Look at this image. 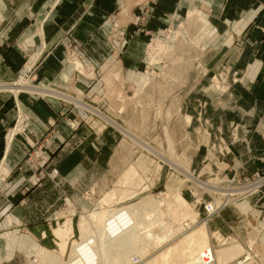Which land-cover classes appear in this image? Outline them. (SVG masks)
<instances>
[{"label":"rangeland","instance_id":"obj_1","mask_svg":"<svg viewBox=\"0 0 264 264\" xmlns=\"http://www.w3.org/2000/svg\"><path fill=\"white\" fill-rule=\"evenodd\" d=\"M147 1L126 0L124 6L119 2L121 3L119 9L108 22L111 25L109 53L96 65L85 64L82 61L83 55L76 51L81 49L80 46H74L69 42L64 45L65 64L71 65L82 80L76 78L58 87L41 84L35 80L34 62L25 63L12 83L0 80V90L12 91L20 87L19 91L29 90L38 97L59 99L67 105L66 107H70L69 109L81 106L83 109L81 111L92 115L97 122L93 124L92 141L83 142L70 135L62 143L64 149L60 151L53 138L43 137L39 142L29 143L26 155L16 169L17 172L7 174V166L0 164V170L5 169L4 177L0 179V240L4 241L5 237L14 232L13 237L26 244L20 233H15L18 227L4 220L6 217L4 208L8 206L6 199L20 197L21 189L24 194H29L31 200L39 204L44 194L54 198L60 197L57 198L59 203L51 207L53 214L51 221L45 223L46 232L52 233L55 244L46 247L41 239L40 243L37 241L39 244L35 245L36 258L32 256V264H49V260L45 261L49 253L67 262L77 248L83 251L90 249L93 254L97 253L93 255L94 258L99 260L98 263L105 264L107 256L101 252L106 243L104 240L109 236L118 238L111 244L113 245L111 250L122 253L119 256L122 259L118 262L111 261V264L138 262L147 264L150 259L159 257L169 243L177 245L182 236L188 235L200 226H204L209 234L211 252L208 251V261L214 260L212 261L214 264H237V260L243 257L241 245L246 249L248 240L252 241L251 238L242 239L232 223L226 224L228 231L212 226L224 207L230 204L234 206L248 197L264 196V168L248 175H238L233 170L229 171L230 164H227V168L224 167L226 159L231 155L236 126L231 124L229 129H232V132L229 137V132L228 136H225L222 127L211 126L206 120L216 113L215 110L221 102H226L228 106L234 103L233 86L239 81V72L230 64L220 65L218 61H214V57H217L215 53L223 47L218 45V38L204 39L210 36L209 32L202 29L203 16L197 8H192L179 16H168L167 21H164L159 29L143 34L144 38L136 36L132 38L131 35L134 33L131 32L130 26L137 29L138 26L143 27L145 22V16L134 13V10H137L140 3ZM31 65L33 66L28 71ZM91 87L93 94L90 93ZM211 103H217L215 109H212ZM226 111L230 115L234 113L231 109ZM66 113L62 112L61 115L65 120ZM69 114L68 117L74 120L79 113L70 111ZM25 118L26 114L20 111L16 124L6 135L7 150L11 138L23 129ZM88 119L89 117L84 115L78 120V124L67 121V126L73 131L72 135L81 124H90ZM49 131L52 136L53 129ZM13 133L15 134L12 136ZM170 139L173 144L169 143ZM81 144L85 155L84 161L93 168V172H97L94 174L97 179L93 184L84 181L82 185L85 189L76 194L77 198L74 199V194L72 195L69 189H64L66 182L60 172V166L63 160H66V156L52 158L47 150L67 152L70 155ZM95 152H99L97 161L94 158ZM194 152L197 154L192 157ZM142 157H146L148 161L140 165L138 161ZM220 180L223 182H219ZM24 182V186L17 191L19 184ZM46 186L49 187L44 188ZM62 190L64 192L61 194ZM216 196L225 199L231 196L232 201L223 202L219 208L208 212L205 203L210 202L209 206L213 208L221 202L217 201L220 197ZM152 198L153 201H149L150 205L147 202L148 205H145L143 212L142 207L138 216L141 221L138 218L137 221L142 222L146 219V224L142 222L145 225L154 223L156 226L153 224L152 226L156 229L149 225L145 232L150 230L153 236L160 237L167 235L171 238L169 241L159 245L154 238L146 241L142 233L144 230H139L138 233L134 228L137 230L135 237L141 243H138V247H131L129 243H123L129 235L128 229L124 233H115L112 236L104 232L107 228H104L107 211L111 210V214L127 209L128 206L141 205L146 199ZM42 211L41 205L35 206L37 217ZM102 213L101 221L98 222ZM86 216L91 218L88 219ZM161 219L164 220L163 223ZM81 220L82 222L87 220L90 229L87 233L80 228L83 224ZM148 220L153 221L148 223ZM129 223L133 224L128 221ZM244 226L249 232L254 224L246 221ZM70 228L72 231H69ZM58 230L63 234L59 236V233H56ZM234 236L238 239L236 243H229L230 241L226 240ZM252 238L253 248L262 250L258 245L257 236ZM235 245L237 249L234 248ZM97 247L102 255L95 252ZM130 248L134 249L135 254ZM136 250L145 256L142 257L143 260L138 261L139 253ZM45 254L47 256H43ZM220 254H223L222 257ZM225 254L229 257L234 254V259L231 256L227 257L228 260ZM261 257L258 258L264 261V255ZM262 262L253 261L251 264H264Z\"/></svg>","mask_w":264,"mask_h":264},{"label":"crops","instance_id":"obj_2","mask_svg":"<svg viewBox=\"0 0 264 264\" xmlns=\"http://www.w3.org/2000/svg\"><path fill=\"white\" fill-rule=\"evenodd\" d=\"M119 2L124 6L126 0H0V80L12 83L25 63L33 62L36 66L34 79L41 84L58 87L76 78L82 80L71 65L65 64L64 45L69 42L80 46L81 49L76 51L83 55L82 61L96 65L109 53L111 25L108 22L119 9ZM192 8H197L203 16L202 29L209 32L210 36L204 39L218 38V45L223 47L215 53L217 57H214V61L220 65L230 64L239 72V81L233 86L234 103L228 106L226 102H221L216 113L206 120L211 126L222 127L225 136L229 132V137L231 124L236 126L231 155L226 159L224 167L230 164L229 171L248 175L264 168V0H148L139 4V12L134 10V13L145 16V22L143 27L138 26L137 29L130 26L134 33L131 36L144 38L143 34L159 29L168 16H179ZM92 90L93 87L90 93ZM30 92L19 91L15 94L0 90V164L7 166V174L17 172L29 143L39 142L40 138H53L60 151L64 149L62 143L70 135L83 142L94 139L93 124L97 122L92 115L84 114L81 106L69 109L59 99L38 97ZM216 105L210 104L212 109ZM226 109L234 113L230 115ZM69 110L79 113L74 120L68 117ZM20 111L26 114L23 129L14 135L7 150L6 135L16 124ZM62 112H67L66 120L62 118ZM84 115L89 117L90 124H81L72 135L73 131L67 126V121L78 124ZM50 129H53L52 136ZM203 138L206 139L205 136ZM47 151L52 158L66 156L60 172L66 182L64 189H69L74 199L77 198L76 194L85 189L82 185L84 181L93 184L97 179L94 175L97 172H93V168L84 161L82 144L70 155L53 149ZM98 154L94 155L95 161ZM207 165L210 166L209 163ZM24 184L20 183L17 191ZM21 193L18 198L6 199L8 206L4 208V220L18 227L15 233H20L26 244L16 240L14 232L5 237L4 241L1 239L0 264H32V256L36 258L35 245L40 243V239L46 247L55 244L52 233L46 232L45 223L51 221V207L59 203L57 198L60 197L44 194L39 204L31 200L28 193L24 194L22 189ZM36 205L43 208L38 217ZM246 221L254 224L249 232L244 226ZM227 223L234 225L242 239L251 238L254 241L252 237L257 236L260 249L264 250L263 195L248 197L234 206L230 204L224 207L220 216L211 224L215 229L228 231ZM80 251L83 250L77 248L67 262L60 258L61 264L69 263ZM52 259L51 253L45 257L49 264Z\"/></svg>","mask_w":264,"mask_h":264},{"label":"bare ground","instance_id":"obj_3","mask_svg":"<svg viewBox=\"0 0 264 264\" xmlns=\"http://www.w3.org/2000/svg\"><path fill=\"white\" fill-rule=\"evenodd\" d=\"M196 19V18H195ZM158 45V44H157ZM160 45V44H159ZM162 46H163V44H162ZM160 47V46H159ZM156 48V47H155ZM163 49H164V46L162 47ZM168 48V47H167ZM166 49V48H165ZM155 50V49H154ZM160 50V49H159ZM166 51V50H165ZM165 51H162V52H165ZM168 51V50H167ZM23 80V79H22ZM21 84V83H20ZM23 84H24V82H23ZM11 88H13V87H11ZM20 87H18L17 89H14V90H12L13 92H18ZM16 94V93H15ZM167 131V130H166ZM167 133V132H166ZM15 133H13L12 134V136L14 135ZM169 138V137H168ZM167 138V139H168ZM11 140H12V138H11ZM171 140V139H170ZM169 140V143H171L172 142V140L170 141ZM172 144H173V142H172ZM171 144V145H172ZM8 145V144H7ZM170 145V146H171ZM173 146V145H172ZM172 146H171V148H172ZM173 149V148H172ZM172 149H171V151H172ZM146 161H148V159L146 158V157H142V158H140V160L138 161V163H140V165H142L144 162H146ZM5 169L3 168H1V170H0V179L1 178H3L4 176V174H5V171H4ZM144 170H145V168H144ZM130 173V172H129ZM130 177V176H129ZM234 194V193H233ZM216 197H220V196H216ZM148 199V198H147ZM146 199V201H144L141 205H137V206H135V205H133V206H128V208L127 209H124V210H119V211H116V212H113V213H111L110 214V212H111V210H109V211H107L108 213H106L107 215H106V217H107V219H105V221H106V224L103 226L104 228H106L105 230L106 231H104V232H107L108 234H111V236H112V234H114L115 235V233H118V234H120V233H124L127 229V233L129 234L128 236H126V238L124 239V241H123V243L124 242H126V243H129V245L131 246V247H135V246H137L138 245V243H141V242H138V239L135 237L136 236V232H137V230H138V233H139V230H144L142 233L144 234V236L146 237L145 238V240L146 241H148V240H150V239H152V238H154L155 240H156V242H158V245L159 244H162V243H164V242H166V241H169L171 238H169V236H167V235H165V236H163L162 234H160V235H162L163 237H160V236H153V234H151V232H150V230H146V232H145V228L147 227V229H148V227H149V225H151V227H154V226H156V225H154V223H152L154 226H152V224H149V225H145L146 223L145 222H147V220L145 219H143L144 221H142V222H144V223H142V222H138L137 221V218H138V216L140 215V213H141V210L145 207V205L147 204V202H152L153 201V198L151 199V200H147ZM112 200V199H111ZM157 200V199H156ZM228 200H230V201H232V197L230 196H228L227 197V199H225V198H223V197H220L219 198V200H217V201H221V202H218V204L217 205H215V207H213L212 209H217V208H219L220 206H221V204L223 203V202H227ZM150 202H149V205H150ZM160 202V201H159ZM154 203H156V201H154ZM160 204H161V202H160ZM148 205V204H147ZM151 205L153 206V204L151 203ZM155 205V204H154ZM143 207V208H142ZM147 207V206H146ZM211 207V206H210ZM155 208V207H154ZM157 208V207H156ZM147 210H148V208H147ZM143 211H145V208H144V210H142V212ZM142 214H144V213H142ZM141 214V215H142ZM153 214V213H152ZM96 215V214H95ZM94 215V216H95ZM98 215V214H97ZM101 215H103V213L102 214H100V218L98 219V222L99 221H101ZM145 215H147V212L145 213ZM93 216V215H92ZM105 217V218H106ZM86 218H88L87 216H86ZM85 218V219H86ZM91 218V217H90ZM90 218H88V219H90ZM93 218V217H92ZM95 219H96V217H94ZM136 218V219H135ZM148 218V217H147ZM85 219H83V220H85ZM110 219H113V221H111ZM139 219V218H138ZM160 220V219H159ZM108 221V222H107ZM128 221L129 222H132L133 224H128ZM139 221H141L140 219H139ZM151 221H153V220H151ZM151 221H149L148 220V223L150 222L151 223ZM161 221H162V223L164 222V220L163 219H161ZM81 222H82V220H81ZM91 222V221H90ZM83 223V224H82ZM82 223H80V224H82V227H80L81 229H82V231L83 232H86L87 233V230H90V229H88V223H87V220L84 222H82ZM92 223V222H91ZM94 223V222H93ZM92 223V224H93ZM158 224L160 223V222H157ZM157 224V225H158ZM161 224V223H160ZM159 224V225H160ZM92 226V225H91ZM97 226V225H96ZM187 227L189 226V224H187L186 225ZM93 227H94V225H93ZM91 228V227H90ZM134 228H136L137 230H134ZM155 229H156V227H154ZM68 229V228H67ZM98 229V228H97ZM66 230V229H65ZM92 230V229H91ZM104 230V229H103ZM59 231V232H58ZM56 233H59L58 235L60 236L61 235V230H58ZM69 231H72L71 230V228H70V230ZM66 232V231H65ZM98 232V231H97ZM145 232V233H144ZM171 232V231H170ZM154 233V232H153ZM63 234V233H62ZM100 234V233H99ZM108 234H106V236L108 235ZM101 235V234H100ZM99 235V236H100ZM103 235V234H102ZM117 235V234H116ZM105 236V235H104ZM138 236H142V235H138ZM236 236V235H235ZM233 237V238H229V239H227L226 238V240L227 241H230L229 243H236V240H238L236 237ZM170 237H171V235H170ZM183 237V236H182ZM182 237H181V241H179L178 242V244L177 245H175V244H172V243H169L166 247H164L163 249V252H161L160 253V255H158L159 257H156L155 259H150L149 260V262L147 263V264H212L213 262L212 261H214V260H211L210 262H212V263H210L209 261H208V251L209 252H211L209 249H210V240H209V234H208V231L206 230V228L204 227V226H200V227H198V228H196L194 231H192L191 233H189L188 235H186V236H184L183 237V239H182ZM142 238V237H141ZM140 237H139V239H141ZM94 239V238H93ZM96 239V238H95ZM94 239V240H95ZM101 239H105V238H101ZM100 239V240H101ZM94 240H90V242H93ZM98 240H99V237H98ZM118 240V238L117 237H108L107 239H105L104 241H106V243H105V245L103 246L104 247V249L102 250L103 252H101V253H103V255H105L106 254V256H107V259L105 260V264H111V261H120L122 258L121 257H119L121 254H120V252H118V251H113V250H111V248H112V246H111V244L112 243H114V242H116ZM154 240V241H155ZM102 241V240H101ZM120 241H121V239H120ZM140 241V240H139ZM145 242V241H144ZM151 242V241H150ZM149 242V243H150ZM99 243V242H98ZM103 243V244H104ZM121 243V242H120ZM149 243L147 244V243H144V244H147V245H149ZM94 244V243H93ZM117 244V243H116ZM122 244V243H121ZM156 244V243H155ZM247 244H253V243H251V242H248ZM95 245V244H94ZM93 245V246H94ZM153 245H154V243H153ZM157 245V246H158ZM175 245V246H174ZM259 245V244H258ZM93 246H89L90 248H92ZM99 246V245H98ZM100 246H101V242H100ZM99 246V247H100ZM123 246V245H122ZM151 246V245H150ZM239 247H240V245H238ZM99 247H97V248H95V249H97V251H95V252H98L99 254H101L100 252H99V250H98V248ZM103 247H101V248H103ZM138 247V246H137ZM136 247V248H137ZM159 247V246H158ZM231 247H233V246H231ZM236 247V245L234 246V248ZM255 247V246H254ZM145 248V247H144ZM149 248V247H148ZM157 248V247H156ZM241 248H242V250H243V257H245L244 258V260H242L243 259V257L241 258V259H239L240 261H239V263L237 262V264H251V262L253 263V261L254 262H262L263 260H260V258H262L261 256L262 255H264V250L262 251V250H257V248H256V250L254 249V251L253 252H247V250L245 249V248H243V246L241 245ZM122 249V248H121ZM130 249H132V248H130ZM233 249V248H232ZM231 249V250H232ZM236 249H237V247H236ZM133 250V251H132ZM131 251H132V253H134L135 254V252H134V249H132ZM158 250V249H157ZM234 250V252H236L235 251V249H233ZM232 250V251H233ZM239 250V249H238ZM241 250V249H240ZM101 251V250H100ZM105 251V252H104ZM137 251V250H136ZM144 251V250H143ZM218 251V250H217ZM223 252H224V249L222 250ZM222 251L220 250V252L222 253ZM226 251V250H225ZM227 251H229V250H227ZM231 251V252H232ZM84 252V253H83ZM138 253H139V251H137ZM146 252V251H145ZM231 252H230V254H231ZM241 252V251H240ZM105 253V254H104ZM124 253V252H123ZM131 253V252H130ZM138 253H136V255L138 254ZM147 253V252H146ZM149 253V252H148ZM218 253V252H217ZM94 254H96L97 255V253H94ZM93 253H92V251L89 249L88 251H80V253L78 252V254H75L76 255V257L75 258H72V260L69 262V263H67V264H95V263H98V259L97 258H94V255ZM98 254V255H99ZM133 254V255H134ZM152 254V253H151ZM150 254V255H151ZM226 254H229V253H227L226 252ZM225 254V257L227 258V257H229V255L227 256ZM235 254H237V253H235ZM49 255V254H48ZM102 255V254H101ZM149 254H147V256H148ZM223 255V254H222ZM222 255L220 254V257H222ZM233 255L234 254H232L231 256H232V259H234L233 258ZM43 256H47V254H45V255H43ZM130 256V255H129ZM138 261H139V259H142V257H145L144 255H142V253H139L138 254ZM230 256V257H231ZM236 256V255H235ZM82 257H83V259H82ZM218 257H219V253H218ZM218 257H216V258H218ZM229 257V258H230ZM241 257V256H240ZM258 257H260V258H258ZM102 258V257H101ZM127 258V257H126ZM131 257H129L128 259H130ZM150 258V257H149ZM211 258V257H210ZM215 258V259H216ZM100 259V258H99ZM228 259V258H227ZM131 260V259H130ZM137 260V259H136ZM143 260V259H142ZM146 260V259H145ZM144 260V261H145ZM229 260V259H228ZM221 261H222V258H221ZM221 261H219V262H221ZM57 262V263H56ZM95 262V263H94ZM103 262V261H102ZM218 262V263H219ZM101 263V262H100ZM100 263H98V264H100ZM136 263V262H135ZM222 263V262H221ZM262 263H264V261L262 262ZM51 264H61V262H60V257H53V259H52V262H51ZM136 264H139V262L138 263H136ZM145 264H146V262H145ZM214 264V263H213Z\"/></svg>","mask_w":264,"mask_h":264},{"label":"built area","instance_id":"obj_4","mask_svg":"<svg viewBox=\"0 0 264 264\" xmlns=\"http://www.w3.org/2000/svg\"><path fill=\"white\" fill-rule=\"evenodd\" d=\"M32 66H33V65H31V66L29 67L28 71L32 68ZM27 73H29V72H27ZM26 76H28V74H26ZM219 182H223V180H220ZM226 182H228V180H227ZM222 204H224V203H222ZM209 205H210V202L205 203V207H206V210H207L208 212L215 210V209H212ZM246 250H247V252H253V251H254V248H253V246H252L251 244H246ZM244 258H245V257H243L242 260H244ZM237 261H238V263H239L240 260H237Z\"/></svg>","mask_w":264,"mask_h":264}]
</instances>
